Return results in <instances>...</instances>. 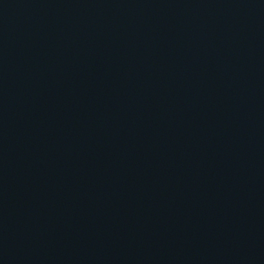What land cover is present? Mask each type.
Listing matches in <instances>:
<instances>
[{
	"label": "water",
	"instance_id": "water-1",
	"mask_svg": "<svg viewBox=\"0 0 264 264\" xmlns=\"http://www.w3.org/2000/svg\"><path fill=\"white\" fill-rule=\"evenodd\" d=\"M0 264H264V0H0Z\"/></svg>",
	"mask_w": 264,
	"mask_h": 264
}]
</instances>
